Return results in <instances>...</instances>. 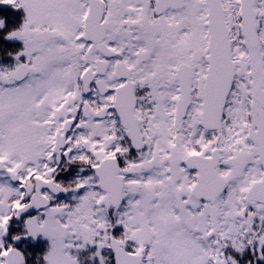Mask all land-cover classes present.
<instances>
[{
	"label": "snow or ice",
	"instance_id": "1",
	"mask_svg": "<svg viewBox=\"0 0 264 264\" xmlns=\"http://www.w3.org/2000/svg\"><path fill=\"white\" fill-rule=\"evenodd\" d=\"M0 264H264V0H0Z\"/></svg>",
	"mask_w": 264,
	"mask_h": 264
},
{
	"label": "rangeland",
	"instance_id": "2",
	"mask_svg": "<svg viewBox=\"0 0 264 264\" xmlns=\"http://www.w3.org/2000/svg\"><path fill=\"white\" fill-rule=\"evenodd\" d=\"M5 11H7V12H9V13H10V12H11V9H6Z\"/></svg>",
	"mask_w": 264,
	"mask_h": 264
}]
</instances>
